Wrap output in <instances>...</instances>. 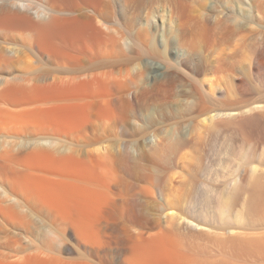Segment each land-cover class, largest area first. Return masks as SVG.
I'll return each mask as SVG.
<instances>
[{
    "label": "bare ground",
    "instance_id": "1",
    "mask_svg": "<svg viewBox=\"0 0 264 264\" xmlns=\"http://www.w3.org/2000/svg\"><path fill=\"white\" fill-rule=\"evenodd\" d=\"M117 1L0 0V37H32L25 47L30 48L35 57L31 53L28 57L36 58L44 65L40 67L37 61H31L35 66L30 63L33 67L26 68L29 65L27 62L24 65L14 49V54L0 55V157L4 161L9 159L17 170L11 175L16 180L9 179V176L0 180V203L5 204L2 210L25 215V221L30 217L37 218L52 237L44 250L38 249L40 254L51 256L29 254L25 256V264H198V259L191 255L198 242L191 241L194 237L199 238L203 226L214 230L213 233L216 229L234 233L236 225L242 228L241 224H244L241 213L245 214L244 220L251 218L247 220L251 223L253 207L257 208L253 205L254 199L259 192L262 194L264 149L256 153L248 145L253 139L249 136L245 138L247 146L238 154L222 158L218 168L204 164L200 156L196 158L198 155L195 162L191 161V166L189 162H182L183 167L185 164L190 166V180L184 182V188H174L181 193L171 190L166 194L169 189L166 186L168 189L163 191L165 202L160 201L157 190L166 170L163 171L160 164L157 167L161 161L156 159L157 163H152L154 157L136 148L134 131V135L130 133L133 139L122 140L119 146H111L106 141V144L97 145L92 141V135L87 133L92 134L99 127L106 129L109 121L115 128H123L128 133L135 124L132 116L136 108L129 94L132 85L139 86V79L143 78L141 53L166 64L170 73L166 76L167 82L187 80L189 87L181 90L182 94L204 105L200 112L211 114L210 123L226 110L212 108L206 112L209 104L216 102V96L204 88L207 81L187 70L193 66L197 72L205 71L206 64L211 62L209 54L190 47L184 61V57L175 61L168 56V48L175 45L182 48L183 42L181 44L172 24L168 22L170 26L163 29L162 35L159 33L158 37L165 39L161 43L152 34L153 15L143 23V29L135 28V31L132 29L135 26L133 16L130 22L127 19L129 23H124ZM205 1L187 0L188 7H191L187 9H197L198 13L195 11L197 14L192 15L186 24V36L233 35L235 29L232 25L247 26L252 19L250 8L246 9L243 6L246 2L242 4L241 0L237 3L220 0L226 13L223 17L218 14L209 16L204 10ZM214 7L212 5L211 9ZM31 8H36L38 15L44 11L48 18H40L41 14L36 19L37 14L34 16ZM171 34L176 35L172 37ZM125 37L153 38L147 48L131 52L125 48ZM243 44L264 48V38L245 40ZM225 54L218 52L208 73L215 74L219 70ZM17 62H22L24 69L20 64L17 69ZM182 63L185 66H181ZM144 65L148 67V64ZM132 69L137 70L133 73ZM155 79L162 81L157 76ZM209 80L212 85L219 86L213 84V78ZM194 105L195 102L190 107ZM230 112L231 109L228 115L232 114ZM94 126L97 128L90 132ZM219 127L217 123L215 129L221 131ZM173 150L169 155L176 152ZM185 167L183 170L187 169ZM210 181L222 185L215 204L216 195L212 196L214 188ZM166 183L164 181V186ZM215 189L217 191V187ZM171 192L177 196H172L175 199L168 195ZM160 206L165 210H160ZM163 217L168 220L164 221ZM240 219L241 224H237ZM248 222L245 225L250 229L252 225L249 223V227ZM201 238H196L195 242ZM189 246L192 251L187 249ZM259 248L263 251L264 243ZM72 251L78 253V258L63 257L64 252Z\"/></svg>",
    "mask_w": 264,
    "mask_h": 264
},
{
    "label": "rangeland",
    "instance_id": "2",
    "mask_svg": "<svg viewBox=\"0 0 264 264\" xmlns=\"http://www.w3.org/2000/svg\"><path fill=\"white\" fill-rule=\"evenodd\" d=\"M221 1H205V3H203L205 12L209 14V16L212 14H218V16L223 17L226 13L224 12L225 10L223 11L224 8L221 6ZM117 2L119 4L120 10L122 11V19H124V23L126 21L128 22L130 17L133 16L132 23L135 24V26L132 27V29L134 28L133 30L135 31H137L135 28L141 29L142 26L144 27L145 24L143 23H146L147 19H149L153 15L154 18L152 19L154 20V22L153 20H151V23L153 22V29L151 28L153 31L152 34H154L156 36L155 38H158L159 40H157L161 43L165 39L163 37H158L159 33L162 35L164 31L163 29H165V27H169L170 24H172V26L174 27V31L177 30L175 32L178 33L181 44L183 42L182 48L176 45L168 48V56H172L175 61H179L182 57H184V61L185 57L189 53L188 49H190V47L191 49L195 48L196 50H201L209 54L211 62L215 61V57L218 52L227 53V55L225 54L223 56V58H226L222 60V62L220 63V68L215 74L208 73V68L213 64V62H208V64H206L207 68L203 72H197V70L193 66L187 68V70L193 76L207 81L204 85V88L210 91V93L213 94V97L214 95L216 96L214 97V101L216 100V102H211L209 104V108L207 107L206 112H208V110L212 108H216V110H226L224 112L222 111V116L220 115V117H217L218 119H216L215 121L213 120V122L210 123L211 114H203L200 112L201 108L204 105L199 103V101L197 102V100L194 101L193 98L188 99V97L182 94V92L189 87V83L187 82V80L183 79L175 83L171 81L167 82L166 76L170 73H168L166 64L160 62V60L153 58L149 54L141 53V69L143 70V78L139 79V86L132 85L129 94L133 99L134 108H136L133 113L134 115L132 114V120L134 119L133 121L135 124H133L132 122L133 126H131V131H129L128 133V131L124 130L123 128L117 129L113 126L112 122L109 121L106 125V129L105 127L97 128V126L91 128L90 132H92V129L97 128V132L96 130H94L92 134L87 133L89 135H92L93 140H91L94 141L95 144H106L107 142V144L109 143V145L111 146H119V143L122 140H132L133 138H137V141L134 142L136 148L138 147L137 149L148 153L149 156L154 157L152 163L161 161L162 163H158V165H155H157V167L161 165L163 171L166 170L164 173H167V176L164 174L163 180L168 183H166L164 186V181L162 180V178L160 179L161 181L159 180L160 182L158 181L160 183V189H162V187L164 186L161 191L159 188L157 190V195L161 202L163 200V202H165L164 197L166 195L164 196V194L166 192H169L171 190L175 191L176 189L174 188L176 187L182 188L183 186L184 188V182H188L190 180L188 179L190 178V166L192 165H190V163L195 162L194 160L196 155H198L196 157L197 159L202 158L201 160L202 162H205L204 164H213L218 168L220 166L219 164L221 163L222 158L227 157L229 154H238L247 146L245 138L248 136L250 138H253L248 143V145L251 146V148L256 153L262 152L264 149V48L255 47L254 45L247 46L246 44H243V42H245V40L252 41L257 38H264V0H241L242 4H244L243 2H246V5L243 6L247 7L246 9L250 8V10H248L250 13H252V19H250V23H248L247 26L242 25L239 27L232 25V29H235V33H232L233 35L223 34L224 36L220 35L219 37H211V34L205 36L203 35L202 37L186 36L185 27L189 24L188 22L189 20H191L190 17L198 13L197 9L192 8L191 10L193 13L190 9H187L191 8L190 6L188 7L189 3L187 2V0H119ZM206 2H208V4H206ZM234 2L237 3L240 2V0H234ZM185 3L187 4V6ZM212 5H214L215 7L211 9ZM31 9L33 10L31 12L34 16L37 14L38 17L35 16L36 19H38L41 14L42 16L40 18H48V15L44 13V11H42V13L38 15V13H35V11L37 12L36 8ZM186 14L187 17H185ZM168 22H170V24H168ZM132 23L130 24L131 26L133 25ZM241 23H243V21ZM167 24L168 26H165ZM154 26H156L155 29ZM178 28H181V31H179ZM154 31H156V33ZM176 34L171 35L173 37ZM31 38L32 37H0V55L3 53L14 54L16 52V55L19 58L23 59L24 65L26 64V62V65H29L26 66V68L32 66L30 65V63L33 64L38 59L36 60V58L32 59L31 57H28L29 53H31V51L29 50L31 49L25 47V43L27 41L30 43L29 39ZM125 38L127 41V45H125L126 50H129L131 52H138L139 50L141 51V49L147 48V45L153 37ZM29 43L27 44L29 45ZM239 43L241 44V46ZM12 49H14L15 51H13ZM26 51H28L27 54L25 53ZM256 51H258V53H256ZM262 51L263 53H261ZM31 55L35 57L34 54L31 53ZM26 59L32 60L27 61ZM31 61H33V63ZM20 63L22 62L16 63V68L17 66H19L17 64ZM37 63L41 65L40 67L44 66L43 62H41L40 60L37 61ZM144 64H148V67ZM33 66L35 65L33 64ZM181 66H185V63H182ZM19 67L17 69H19ZM21 67L23 68V64ZM159 67H161V69H157ZM22 68L20 70L24 69ZM132 70V72L135 73L137 69ZM155 76L162 79V81L157 82ZM209 78H213V84H218L219 86L212 85ZM169 86L170 88H168ZM175 92L178 95L174 94ZM136 93L138 94L137 98ZM180 93L182 95H179ZM193 102H195V105L193 106V108H191L190 105ZM249 108L252 110L250 111ZM230 109V113L232 114L228 115L229 113L227 112H229ZM204 118H206V123H204ZM217 123L221 127V131L218 128L215 129V125H217ZM133 128L135 129L133 130ZM217 130H219L218 135L216 134ZM133 131L134 133H136L135 135ZM138 132L140 134H138ZM130 133H133V138ZM176 137L178 138L176 139ZM185 137H187L188 140ZM195 139H198V141ZM172 148H174L173 151L176 152H173L171 155H169V152H172ZM217 152L221 153V156ZM161 153L163 156L161 155ZM159 155L162 158L159 157ZM173 155L175 157H179L181 160H183L182 156H184L185 159L181 161L177 157L174 158ZM156 159L158 160L156 161ZM182 162H189L190 166L187 167L188 164L187 166L185 164L184 167L186 166L185 168L187 169L183 170L184 167L182 165L184 163ZM15 170L16 169L14 168L13 163H9V159H5V161L4 159L0 160V180H5L6 178H8V176L10 179L11 175L17 171ZM177 170L178 172H175ZM170 172L171 174H168ZM183 173L185 175H183ZM187 173L189 175H186ZM174 175L178 179H176ZM166 177L168 179H171L172 181L169 180L171 181L169 182ZM179 177H181V179ZM182 177H185L186 181ZM13 178L14 177H12L11 179ZM18 180H20V177ZM178 181L180 183H178ZM210 183L213 184V186H210L214 188L212 196L214 194L216 195L214 196V202L212 200L213 198L211 199L215 204V201L217 202V200L215 199L218 198L217 195L221 190L222 185H218L219 183L217 182L215 184V182L212 181H210ZM214 186L217 187V191L215 189L216 187ZM262 189L260 190L262 194L260 195L259 192V195L257 196L260 197H256V199H254L253 205H257V208L256 206H254L256 209L254 207V210L252 209L253 213L251 215V223L248 222L251 220V216L249 217L250 220H244L246 219L244 217L245 214L242 211L244 209L242 208V206H239V210L242 209L241 211L243 212L241 213V218H243L242 220L244 224H241L242 221L240 219L237 224H241L242 228H239L237 225V228L236 226L234 227L237 233L235 230L234 233H229L226 231L227 233L224 232L225 236H223L224 229H216L215 233H213L214 230L210 231L212 229L209 228L208 230L206 226H203L205 228H202L203 231L201 229L202 236L201 234L198 235L199 238L202 237L200 240L195 242L196 238L199 239L198 237H194V241H191L193 237L189 239L192 243L198 242L195 246L194 244L191 245L196 249H193L191 255L193 254V257L198 259L196 260V262L198 261V264H264V250L262 251L261 249V252L259 248L262 246V243H264V186ZM164 190L167 191H165L164 193ZM178 191L179 190L177 189V191L175 192ZM215 191L216 193H218L216 194ZM179 192L181 193V191ZM172 193L173 192H171V194H168L171 198L175 196V194L173 193L172 195ZM3 206H5V204L0 203V264H25V256L33 253H39L38 249L44 250V246L51 243L52 237L48 235L45 228L41 225V221L37 218L30 217L29 221H25V215L14 213L8 210H2ZM163 209L164 208L160 206V210ZM250 211L247 212L249 215L251 214ZM162 212L163 211H161L160 213ZM174 212H176V210ZM165 219L166 218L163 217L164 221L168 220ZM47 220H49V218H47ZM173 222L176 223L177 221L173 220ZM247 222L248 224L250 223L252 225V227H250L249 224L250 229H247V226L245 225L247 224ZM252 222H254V225L252 224ZM245 226L246 229H244ZM185 228H187V226H185ZM217 231L219 232L216 233ZM191 246L187 247V249H191ZM60 247L62 250H64L62 245H60ZM257 249L258 252H256ZM194 252H199V255L196 254V257ZM260 253H262V255ZM40 255L42 257L51 256L48 253ZM63 257L66 259H76L78 258V253L76 251H72L71 253L64 252Z\"/></svg>",
    "mask_w": 264,
    "mask_h": 264
}]
</instances>
